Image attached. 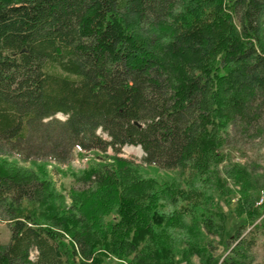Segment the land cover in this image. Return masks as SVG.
<instances>
[{"label": "trees", "instance_id": "1", "mask_svg": "<svg viewBox=\"0 0 264 264\" xmlns=\"http://www.w3.org/2000/svg\"><path fill=\"white\" fill-rule=\"evenodd\" d=\"M230 128L264 137V0H0V264H164L140 246L197 204ZM125 145L176 182L144 176L118 155ZM109 148L66 195L48 175L75 149ZM225 172L242 228L258 221L264 236L253 180L239 165ZM164 196L181 199L166 217ZM245 247L221 264H246Z\"/></svg>", "mask_w": 264, "mask_h": 264}, {"label": "rangeland", "instance_id": "2", "mask_svg": "<svg viewBox=\"0 0 264 264\" xmlns=\"http://www.w3.org/2000/svg\"><path fill=\"white\" fill-rule=\"evenodd\" d=\"M56 117L64 119L61 114H57ZM228 132L226 143L218 148L223 160L213 164L210 172L197 179L194 185L197 204L185 214L177 212L175 225L153 224L154 236L141 244L139 250L141 256L151 260L159 259L164 264H221L223 258L231 254L230 250L234 244L243 238L249 256L246 264H264V236L261 230H254V226L259 225V222L248 223L242 228L243 218L234 212L236 200L240 196V186L227 177L225 172L233 165L244 167L255 184L248 192L257 202L264 188V137L242 140L231 128ZM113 153L110 148L105 153L75 149L67 164L59 165L49 161L46 168L56 188L66 195L70 187L80 186L77 177L84 170L102 162L103 158ZM118 155L140 165L144 176L170 183L178 179L177 170H163L146 165L143 162L144 152L140 147L122 146ZM19 164L23 165L21 162ZM66 202L69 203L68 198ZM180 203L181 199H178L175 205L169 196H164L158 200L156 211L166 217L175 213ZM205 218L211 220L212 227L205 226ZM236 229L241 232L235 240ZM8 236L6 224L0 222V242H6ZM64 239L69 240V237L65 235ZM34 256L35 252H32L31 258ZM104 264L124 263L112 258L106 259ZM153 264H158V261Z\"/></svg>", "mask_w": 264, "mask_h": 264}, {"label": "built area", "instance_id": "3", "mask_svg": "<svg viewBox=\"0 0 264 264\" xmlns=\"http://www.w3.org/2000/svg\"><path fill=\"white\" fill-rule=\"evenodd\" d=\"M264 202V188L261 190L258 201L256 202V204H261Z\"/></svg>", "mask_w": 264, "mask_h": 264}]
</instances>
